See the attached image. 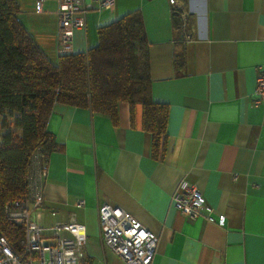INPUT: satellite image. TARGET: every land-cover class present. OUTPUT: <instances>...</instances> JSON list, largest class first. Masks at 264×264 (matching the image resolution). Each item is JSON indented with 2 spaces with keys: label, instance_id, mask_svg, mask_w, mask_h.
<instances>
[{
  "label": "crops",
  "instance_id": "0c3cea01",
  "mask_svg": "<svg viewBox=\"0 0 264 264\" xmlns=\"http://www.w3.org/2000/svg\"><path fill=\"white\" fill-rule=\"evenodd\" d=\"M16 1L20 22L57 61V0H44L41 12L35 0ZM176 3L174 10L169 0H114L111 8L89 9L74 31L72 52H84L97 44L100 26L138 11L151 97L168 106L165 150L154 157L140 104L131 120L129 104L120 102L117 124L87 107L53 104L46 128L59 148L48 154L41 183L43 222L75 213L86 230L83 264H125L101 240L104 201L158 235L154 264H264V105L251 100L256 67L264 65V0ZM182 178L225 215L224 225L174 208ZM77 199L84 203L76 206Z\"/></svg>",
  "mask_w": 264,
  "mask_h": 264
},
{
  "label": "trees",
  "instance_id": "16d2710c",
  "mask_svg": "<svg viewBox=\"0 0 264 264\" xmlns=\"http://www.w3.org/2000/svg\"><path fill=\"white\" fill-rule=\"evenodd\" d=\"M19 11L16 0H0V110L13 126L0 135V234L15 247L23 225L5 215L4 205L27 191L34 155L47 164L59 148L46 128L55 102L87 107L114 124L120 102L129 104L131 120L140 104L154 157L164 153L168 115V106L151 97L148 41L138 11L100 26L95 46L59 54L56 63L20 22Z\"/></svg>",
  "mask_w": 264,
  "mask_h": 264
},
{
  "label": "built area",
  "instance_id": "2783aa9c",
  "mask_svg": "<svg viewBox=\"0 0 264 264\" xmlns=\"http://www.w3.org/2000/svg\"><path fill=\"white\" fill-rule=\"evenodd\" d=\"M114 0H57L56 46L59 54L72 53L73 34L85 25L89 9L111 8ZM177 9L176 0H169ZM44 0H35L34 10H43ZM183 15L181 28L185 30ZM185 38L189 33L184 31ZM252 103L264 105V65L256 67ZM47 164L41 163L38 153L28 175L27 191L4 205L5 215L23 225V237L17 246L0 234V264H83L86 257V230L74 212L65 220L50 224L43 222L42 181ZM174 208L189 218L203 217L224 225L225 215L216 214L198 187L181 179L171 195ZM83 199L75 201L81 206ZM54 215L55 211L50 210ZM98 228L102 242L113 250L125 264H154L158 235L145 227L129 211L104 201L98 208Z\"/></svg>",
  "mask_w": 264,
  "mask_h": 264
},
{
  "label": "rangeland",
  "instance_id": "374dc122",
  "mask_svg": "<svg viewBox=\"0 0 264 264\" xmlns=\"http://www.w3.org/2000/svg\"><path fill=\"white\" fill-rule=\"evenodd\" d=\"M57 61H54L56 63ZM12 117L6 111L0 110V135L9 129H12Z\"/></svg>",
  "mask_w": 264,
  "mask_h": 264
}]
</instances>
